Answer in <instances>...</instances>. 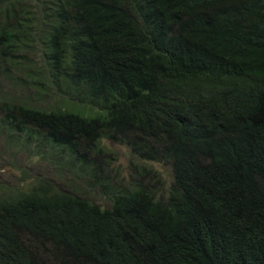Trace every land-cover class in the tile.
I'll return each mask as SVG.
<instances>
[{
	"label": "trees",
	"instance_id": "1",
	"mask_svg": "<svg viewBox=\"0 0 264 264\" xmlns=\"http://www.w3.org/2000/svg\"><path fill=\"white\" fill-rule=\"evenodd\" d=\"M12 69L68 97L0 100V122L106 199L0 195V264H264V0H0ZM102 140L135 161L125 182ZM146 164L169 168L165 195Z\"/></svg>",
	"mask_w": 264,
	"mask_h": 264
},
{
	"label": "rangeland",
	"instance_id": "2",
	"mask_svg": "<svg viewBox=\"0 0 264 264\" xmlns=\"http://www.w3.org/2000/svg\"><path fill=\"white\" fill-rule=\"evenodd\" d=\"M27 57L30 64L35 69L42 67L39 48L37 43H30ZM22 72L12 69L9 77L0 73V100H12L19 97L34 98L35 104L51 106L58 101L67 98V94L62 92V88L52 86L47 81L43 83L44 94L32 96L31 88L26 86L27 81ZM23 83V84H20ZM1 116V115H0ZM1 118V117H0ZM105 148L106 156L103 160L104 175L108 180L125 182L129 179V165L135 162L129 151L121 145L112 144L107 140L101 141ZM58 153L51 151L34 137H26L20 132L7 130L0 122V195L9 194L13 191H24L39 183H47L54 189L75 192L79 196L89 199L98 205L105 204V197L98 189L92 188L82 179L76 170L71 168L62 169L57 164ZM155 172V179H161L163 184L157 183L158 195H165L170 182V170L161 164H146ZM112 181V182H114ZM155 186V188H157Z\"/></svg>",
	"mask_w": 264,
	"mask_h": 264
}]
</instances>
